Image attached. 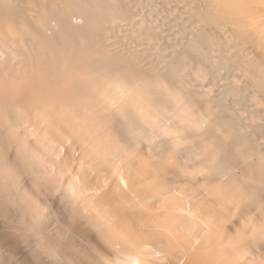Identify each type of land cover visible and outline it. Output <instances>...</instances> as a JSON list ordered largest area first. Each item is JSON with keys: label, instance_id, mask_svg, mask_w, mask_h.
Returning <instances> with one entry per match:
<instances>
[{"label": "bare ground", "instance_id": "1", "mask_svg": "<svg viewBox=\"0 0 264 264\" xmlns=\"http://www.w3.org/2000/svg\"><path fill=\"white\" fill-rule=\"evenodd\" d=\"M20 1L27 3L0 0V49L4 48L2 32L19 45L18 51H14L15 44L10 45L13 49L8 48L10 51L0 56V217L14 213L11 220H24L30 214L29 219L37 221L41 214L29 209L26 198L40 184L62 192L76 233L92 238L91 246L99 252V262L89 257L90 264H116V244L131 248L144 238L166 244L164 249L172 252L186 247V252L181 250L186 255L182 264L244 263L238 242L245 238L261 242L264 239V224L259 228L257 225V219L264 223V0H152L150 5L144 0H87L86 10L94 25L102 26L101 33L97 27L87 32L85 28L73 27L74 23L71 26L61 21V7L65 11L71 6L63 4V0H33L35 5L28 0L32 7H23L24 3L20 7ZM156 2L175 11L170 20L155 18L160 9ZM144 12L155 17L151 15L147 20ZM135 17L141 18L139 23ZM113 28L123 33L121 37L118 32L121 40L113 39ZM62 39L73 44L61 51L57 42ZM83 49L89 51L88 59H93L95 67L74 62L83 56ZM107 62L116 68L110 76L104 70ZM211 74L214 78L210 82ZM110 79L121 82L123 89H112ZM187 82L192 83V90L187 88ZM212 82L222 85L225 93L207 101V87ZM169 111L178 125L186 118L187 126L185 121L182 123L188 129L187 138L186 132L181 135L183 127L180 133V125L166 122ZM137 122L140 128L150 124L153 129L145 137L142 153L134 155L126 150L123 159L116 163L112 153L120 152L123 139L129 141L132 132L137 133ZM63 141H72L69 147L76 143L83 159L105 161L117 175L112 186L108 182L100 185V206L96 198L99 195H91L90 206H98L95 205L96 216L85 211L79 194L71 192L69 198L65 185L56 177L61 175V162L68 158L62 159ZM156 143L158 151L173 146L181 152L194 153V164L179 157L158 159L154 155ZM83 162L77 163L79 171L87 166ZM175 174L191 179L196 189L204 193L201 205H189L194 207H189V211L203 207L212 224L207 229L203 227L206 235L195 244L190 227L196 221L191 219L202 216L203 208L191 218L194 211L188 214L185 206L183 209L180 195L169 194L168 177ZM158 192L164 194V200L158 197L160 204L163 202L162 210L146 202ZM33 205L37 208V204ZM253 205L259 213H255L257 228L251 235L247 237L243 229L235 237L225 236L221 231L225 214L231 218L242 207ZM11 209H17L19 214L15 215V210L11 213ZM135 218L148 229L147 233H142V225V232L135 227ZM10 231L8 235L12 234ZM148 242L136 246L143 252L145 263H141L162 264V250H150ZM37 253V261H41V252ZM68 255V259L73 257ZM75 259L80 261V256Z\"/></svg>", "mask_w": 264, "mask_h": 264}, {"label": "rangeland", "instance_id": "2", "mask_svg": "<svg viewBox=\"0 0 264 264\" xmlns=\"http://www.w3.org/2000/svg\"><path fill=\"white\" fill-rule=\"evenodd\" d=\"M31 1L28 2V0H27L26 1L27 3H24V1H20L21 3H19L20 4L19 6L21 7L22 6V3H24L23 4V7H25L27 5H28L27 7H29V6L32 7V5H29L28 4L30 2L32 4L33 3V0H31ZM63 1L65 2L63 4H67V5L70 4L71 6H70V9L69 8H66L65 9V11H66L67 14L65 13L64 9H62V7H61V21L63 20V22H68L70 25L72 24L71 26H73V23H74L75 25L73 27H76V28H79L80 27L81 29H84L85 28V30L87 32L88 31L91 32L90 30H93L95 27L98 28L97 30H98L99 33L102 32V29H103L102 26H100V25H98V26L97 25H94V22L92 20V17L89 15L88 10H86L87 9L86 8V6H87L86 5L87 0H63ZM150 1H152V0H144V3H147L148 5H150ZM79 2L81 4L82 3L83 4L80 5ZM33 4L35 5L36 2L33 3ZM155 4L157 6L156 8L160 7V9L158 8L157 12H155V16L156 17L153 16V14H150L149 15L148 13L145 14V12H144L145 19L149 18V16H151V15H152V17H155L158 20H161V17L162 18H167L169 20L172 18V15H173V13L175 11L173 12V11L169 10L171 7H165V6H163V4H160V3L157 4V2ZM83 6H85V7L83 8ZM54 8L55 7H53V9ZM56 10H58V9H56ZM54 12H55V9H54ZM85 13H86V15H85ZM140 19H137L135 17L134 18V21L136 23H139V20ZM122 24H120V26H122ZM100 28H102V29H100ZM113 30H114L113 31V39L116 40V39H118L120 37L119 33L121 31H119V29H116V28H113ZM173 31L175 32L176 29L173 30ZM117 35H119V36H117ZM122 36H123V33H122L121 37ZM2 38H3L2 40L4 42V44H3L4 48L0 49V56L1 57L3 55H6L5 52L10 51L9 50L11 48L10 45L12 46V45L15 44L16 46H14V47H16V50L14 48V51H18L19 45H17L18 43L16 41L13 42V43L10 42L11 37H6L3 32H2ZM120 38L118 40H121ZM68 39L66 40L67 42L64 41L63 39H62L63 42L62 41H61V43H58L57 42V44H58L57 47L60 48V49L62 48L61 51L66 50V47H69V46H71L73 44V42L68 41ZM157 40L158 41H161L160 39H157ZM69 44H71V45H69ZM131 45L134 48L137 46L136 43H135V41H133L131 43ZM6 46H7V48H6ZM17 46H18V48H17ZM75 46H76V44H75ZM118 46H119V44H118ZM11 49H13V48H11ZM139 49L140 48H137L136 49V53H139ZM142 50L145 51V48H143ZM90 52H91V50H90ZM81 53L83 54V56L81 58L79 57L78 59L76 58V60H74L75 63L81 65L82 67H88V68L91 67L93 64L95 65V63L93 62V59L92 60L90 59L91 61L88 59V55H90V53H89V51H87V49L86 50L83 49L81 51ZM84 53H85V55H84ZM93 53L94 54H92V55L93 56H96L95 55V52H93ZM77 61H79V62H77ZM221 64L222 65H226V62L221 61ZM93 66L91 68H93ZM105 69L107 70L109 76L112 75L116 71L115 70L116 69L115 68V65L113 63H109V62H107L104 65V70ZM131 75H132L131 77L134 78V79H137V77H138V75H135V74H131ZM213 78H214V75L211 74L209 76L210 82L213 80ZM112 79H110L111 82H109V84L111 85V88L112 89H114V90H121V89H123V85L121 84V82H119L118 80H115V79L112 80ZM138 80H140L139 77H138ZM186 85H187V88L189 90H192L193 87H192V83L191 82H187ZM207 90H208V92L210 94V96L207 98V101H210L209 99H211L212 97L215 98L216 96H219L222 93H225V89H224V87L222 85H215L213 82L212 83H209V85L207 87ZM219 101H220V99H219ZM194 102H195V100H194ZM196 109H202V108L197 107ZM170 110H171V108H170ZM130 112H134V109H131L130 108ZM171 113L173 114V112L168 113L167 116L164 119L166 120L167 123L170 124V123L173 122L175 124V126H177L178 125L177 124V121L175 120L176 123L173 121L174 119H176L175 118V115L173 114V116H174L173 117L174 119H173ZM168 115L171 116V119L169 118L170 116H168ZM167 119H170V120H167ZM184 119L186 120V118H184ZM185 120L180 121L181 124H182V126H181V124L179 122L180 127L178 125V127H179L178 129L180 130L179 132L182 133L183 131L181 132V128L183 127L182 130H184V132L181 135L183 136L184 133L186 132L185 133V136H186L185 138H187L188 137V129L186 130L185 129V126H187L188 123ZM184 121L186 122L185 123L186 124L185 126L183 125ZM160 123H162V122L160 121ZM173 123L170 124V125L171 126H174ZM138 124L139 123L137 122L136 125L134 126L135 129L137 130V133H136V131L132 132L133 134H131L132 136H130V140L129 141H127V139H125V140L123 139V145H122V148L120 149V152L117 151V152H113L112 153L113 154V160L116 163L120 162L121 161L120 159H123V154H124V152L126 150H130V151L134 152V155L138 151L139 152L137 154L142 153L141 150L144 149V146H145L144 144H145L146 138L149 135H151V133H152V131H151L152 127H150L151 126L150 124L149 125L147 124L145 127L143 126L142 128H140V125H138ZM176 129H177V127H176ZM202 138L203 137H201V139ZM201 141H204V140L202 139ZM67 142H68V144H67ZM67 142H65V141L61 142V150L63 152V153L61 152V155H62V159L64 157H68V158H65L66 160L63 159L64 162H61V175H57L56 177L59 176V180H61V183L63 184V186L65 185V188L64 189H65V191L67 193V196L69 198H70L71 195H73L71 192H73V193L75 192L76 193V194L74 193L75 195H78L79 194L78 195L79 198L82 200V202H84V206L83 207H84V209L86 208L85 211L87 210V212H89V214H91V212H92V215H95L96 216V213L94 214V210L96 209L98 211V208H96V206H97L96 204H95L96 206L93 204V207H91L92 206V204H90L91 203V201H90L91 200V195H95V196L99 195L98 194L99 193V188L103 184H106L107 182H108V186H112V184L115 181V177L117 175L114 174L115 173L114 170L113 169L111 170V168L109 167L108 164H106L105 161H103V162L100 161L98 163L96 161L93 162V161H91L88 158H86L88 160L83 159L81 157L82 155H81L80 148L77 149V147H75L77 144L74 143L75 144V146H73L74 148L72 146H71L72 147L71 148L68 145H69V143H73V142L72 141H67ZM155 145L157 146L158 144L156 143V144H154V146ZM156 146L154 148L156 149L157 152H155L153 150L154 151V155L156 154L157 155L156 157L158 159H160V160H163V161L165 160L166 161V160H170L172 157L173 158L171 160H173V159L179 157V158H181L182 160H184L186 162H190L191 165L194 164V157H195L194 153L183 152V151H182L183 152L182 153L180 150L176 149L173 146L171 147V149L168 148L166 150V148H165V151H158L159 148L157 149ZM172 148H175V149H172ZM72 149H74V150L72 151ZM70 150L72 151L71 153H70ZM78 150H80V151H78ZM121 151H123L122 154H121ZM167 152H168V155H166ZM70 157H72V158H70ZM80 158L83 159L84 162ZM68 159H69V162H68ZM72 159H73V161H72ZM78 162L79 163H82L83 162L84 163L83 165H87L88 167L87 166H84V167L88 168L89 171L88 170L86 171V168L83 169L84 167H82L83 172H82V170L79 171L78 168H77L78 165H79ZM77 163H78V165H77ZM101 164H103V167H101L102 166ZM105 164L108 165V166H106ZM62 168L64 169V171H63ZM79 169H81V168H79ZM104 169H106V170H104ZM65 170H67V171H65ZM81 173L82 174L84 173V175H82ZM105 175L107 176V178H106ZM56 179H58V178H55V182H57ZM71 179H73V180H71ZM168 179L169 180L167 181V183H168L167 184V189L170 192V193L169 192L168 193L171 194V195H174L175 194L174 196L180 195V196H178V198L181 199L180 203L183 204L182 205L183 209H184V206H185L186 207V210L189 212L188 214H190L191 212L194 211V214L191 213L193 215V217H192V215H189L191 218H195L194 216H198L200 214V212L203 211L202 214H201L202 216L199 215L200 216L199 219L196 220V218H198L199 216L196 217L195 219H191L192 222H194V220L196 221L195 223H192L193 225L190 227V230H193L192 232L190 231L191 234H192L191 237H192V239H194V241L192 243H194V244L195 243H198V242L201 241L202 237H204L206 235V233H204V232H206L207 230H205V229H207V227L210 224H212L211 223V219H208L207 218V217H209V215L206 216V214H205L206 212L204 213V210L205 209L203 207H202L203 209L201 208L202 211H201V209L200 210H198V208L196 209L199 212L198 215L195 214V213H197V211H195V210L189 211V209L192 208L193 206L196 207L195 206L196 203L197 204H200L202 202L200 200H202L204 193L202 191H200L199 189H196L197 187H196V185H195L194 182H191V179H189L190 180L189 181L188 179H185L184 177H181V175L178 176V174H175V175H172L170 178L168 177ZM70 181H71V183H70ZM39 186L36 185L33 191L30 190V192L28 193L29 195H27L28 197L26 198V201H28L27 199H29V201L26 203V204H28L29 209L31 211L34 210V211H32L33 213L34 212H38L39 214H41V217H39L37 221L36 220L34 221L33 219H29L31 217L30 214L27 215L26 217H24V220L20 219V217L18 216L21 221L18 218H16V217H15L16 219H14V217H13L12 220H11V217L13 216L14 213L12 215L10 214L11 216H9V217H7L8 215L7 216H4V217H0L1 218L0 219V264H42V263L43 264H47V263L48 264H55V263L56 264H75V263H79V264H90V262H88L90 260L89 257L91 259H93L94 261L99 262V260H98L99 258L96 256V255H99V254H97L99 252H96L95 251L96 249L94 248L95 249L94 250L93 249V246H91L92 243H93L91 241L92 238L91 239L90 238H88V239L87 238H82L80 235H78V233H76V231L74 229V224H73V220H72V216H71L72 214H71V211H70V207H69L68 204H66V205L64 204L65 201L62 200L63 199L62 192L60 193L59 190H56L53 187H46V188H44L40 184H39ZM36 187H38L37 190H36L37 192L35 191ZM71 187H72V189H71ZM67 189L68 190H72V191H67ZM82 191H83V193H82ZM152 195L153 196H151V197L153 199L151 197H150L151 200L148 199V200L151 201L152 204L148 200H146V202L149 203L150 207L152 205V208H154L156 210H162V206H163L162 204H163V202H162V204H160L161 203L160 202V198H161V200H164L163 199L164 198L163 197L164 194H163V196H161L162 195V192L161 193L158 192V193H152ZM35 196L37 197V200L34 199ZM158 197H160V198H158ZM31 198H33V199H31ZM96 198H97V200L99 199V201H98V204L99 205L98 206H100V204H101L100 203L101 202L100 195L98 197H96ZM0 200L2 201V199H0ZM86 201H87V203H86ZM2 202L0 203L1 205H3ZM32 202H35L33 204H37L36 205L37 208L35 207V205L32 204ZM183 202L186 203V204H184ZM1 205H0V208L2 207ZM32 205H33L34 208L32 207ZM189 205H193V206L191 207ZM158 206L161 207V208L159 209ZM87 208L88 209L90 208L92 210L89 209L90 210L89 211ZM100 208H102V205H101V207H99V210H100ZM243 208H245V209H243ZM248 208L249 207H242L241 209H239V213L236 216H234V217L231 216L232 219L230 218V215L228 213L225 214V217H224L225 220L222 221L223 222L222 226H224L222 228L224 230L221 229V231H223V234L226 233L225 236H227L229 234V235H232V236L235 237L236 232H237V234H239L238 233V230L241 232V230L244 229L245 231L243 230V232L244 233L246 232L245 235L247 234L246 236L248 237L249 235H251L250 233H252V230H254L255 228H257V225H258V228L259 227H262V225L264 224L263 223V220L261 221L260 219H257L256 218L259 222L261 221L260 223H262V224H259V222L257 223V220H255V215H256L255 213H259L258 212V207L257 206L254 207V205H253L252 208H249L250 210ZM12 210H15V209H11L10 210L11 213H12ZM35 210H37V211H35ZM16 211H17V209L15 210V212ZM97 211H95V212H97ZM1 212H3V209H2V211L0 210V214H1ZM17 213L18 212H16L15 215H17ZM33 213H31V214H33ZM25 214H28V213H25ZM97 216H100V214L98 215V213H97ZM9 218H10V220H9ZM26 218L29 221L26 220ZM204 218L207 221L203 220ZM135 219H136V220H134L135 221L134 222L135 227L138 226L137 228L139 230H141L140 228L143 227V230H145L146 232L143 231V230H141V232L143 231L142 233H147L148 232L147 231L148 229H144L145 226L142 225V224H140V225H142V227H141L139 225L140 222L137 220V218H135ZM251 219L252 220L254 219V221H252ZM255 222L257 223V225L254 224ZM250 223H252V224H250ZM259 225H261V226H259ZM203 227L205 229H203ZM242 227H244V228H242ZM236 228H238V229H236ZM7 231L8 232L10 231V233L12 232V234H9L8 235ZM17 231H19V232H17ZM23 231L25 233V237H23V235L21 236V234H19L20 232L22 234H24ZM247 231L249 232V234H248ZM6 237H8V238H6ZM262 237H264V236H262ZM262 237H261V240H262ZM197 239H198V241H197ZM230 239L233 240V239H236V238H230ZM142 240H139V241H142ZM135 241H138V240L135 239ZM144 241L146 243V242H148V239L147 238L146 239L144 238V240L142 242H140L139 244H142ZM153 242H154V240H152V241L150 240L147 243V245H148L147 248H149L150 250H153V249L154 250H157V252H158V250L159 251L162 250V251L159 252V257L161 258V259L159 258V260L162 262V264H182L184 262V259L186 260V257H183L185 255L183 253L186 252V250H185L186 247H183V248H179L178 247L177 248L178 250H175V251L172 252V251H169V249L168 250L167 249H164V248L167 247L165 243H164L165 244L164 246H166V247H164L162 245V243L160 244V243H157L156 241L154 243ZM255 242H257V243H255ZM136 243H138V242H136ZM145 243H143V244L145 245ZM155 243H157V244H155ZM139 244L136 245V246H139ZM237 245H239L238 246L239 248L237 247L238 248V252L242 253L241 260H244L245 259L244 260V263L241 261V264H245V263L246 264H249V263L250 264H253V262H254V264H262V263H264V239L261 242V241H252L249 238L248 239L245 238V239L241 240L240 242H238ZM136 246H133L135 248H133V247L129 248L128 246L126 248L125 246H122V245H119V244L117 245L116 244L115 245V250H116V252L118 251L117 252V256L119 257L115 261L116 264H142V263H145V261H142L143 259L141 258L143 252L141 253L136 248ZM159 246L162 247V248L161 249H158V248H160ZM181 250H185V251L184 252L182 251L183 252L182 253ZM38 251L41 252V261L38 260L39 262L37 261L38 256H36V254L38 255V253H37ZM178 251H180V252H178ZM169 252H171L172 254L169 253ZM68 253H69V255L72 254L71 256H73V257L70 258V259H68V257L66 258V256H67ZM79 256H80V259H78V260H80L81 262L80 261H76V259H75L76 257L79 258ZM73 259H75V260L74 261H71ZM68 260H70V261H68ZM146 264H148V263H146Z\"/></svg>", "mask_w": 264, "mask_h": 264}]
</instances>
